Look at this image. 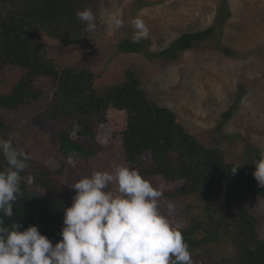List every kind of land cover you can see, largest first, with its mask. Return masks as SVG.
<instances>
[{"label": "trees", "instance_id": "trees-1", "mask_svg": "<svg viewBox=\"0 0 264 264\" xmlns=\"http://www.w3.org/2000/svg\"><path fill=\"white\" fill-rule=\"evenodd\" d=\"M91 2L0 0V86H8L0 91V109L32 106L42 93L39 81L46 79L54 88L47 116L61 128L60 153L50 146L37 145L33 149L29 139L18 137V125L0 115V138L11 136L14 146L33 157L21 174V195L13 205V216L3 218L5 226L18 222L20 231L38 226L53 245L62 239L64 209L72 205L75 190L70 187L71 179L77 174L69 159L88 161L97 155L100 149L88 147L83 139L97 140L100 127L109 122V111L119 109L125 112L126 122L115 137L119 135L127 167L152 184L154 177L177 183L174 189L163 191L165 198L193 199L185 207L190 222L179 229L192 259L195 253L199 264H264L258 219L247 208L249 199L264 197V188L253 176L261 149L240 134L226 136L230 145L246 144L243 155L236 161L229 160L219 147H208L189 133L170 108L160 106L143 90L134 69L126 68L118 83L97 87L90 69L60 67L41 49L39 30L67 44H81L86 25L76 12ZM215 28L213 24L185 31L169 46L154 52L148 50L150 39L133 43L125 38L119 43V51L177 60L180 53L209 40ZM11 69L13 75L7 81ZM236 106L232 104L223 112L219 129L233 116ZM236 165L240 168L233 174L231 169ZM5 167L7 163L0 153V170ZM29 175L34 178L32 184L26 183ZM198 210L200 215L195 214Z\"/></svg>", "mask_w": 264, "mask_h": 264}, {"label": "rangeland", "instance_id": "rangeland-1", "mask_svg": "<svg viewBox=\"0 0 264 264\" xmlns=\"http://www.w3.org/2000/svg\"><path fill=\"white\" fill-rule=\"evenodd\" d=\"M86 9L95 13L97 28L86 31L79 45L67 44L39 30L40 47L56 64L90 69L97 87L122 81L126 68H132L141 78V88L160 106L170 108L186 130L204 145L217 146L229 160L236 161L246 144L230 145L226 136L240 134L250 145L264 151V0H92ZM113 14L124 19L123 28L114 30L110 26ZM137 16L150 30L151 52L169 46L185 31L213 24L216 28L209 40L180 53L177 60L152 59L143 53L119 51L121 40H132L131 20ZM8 72L7 81L13 69ZM39 84L42 93L32 106L0 109V115L18 125V137L29 139L33 149L37 145L50 146L60 153V124L47 116L54 88L46 79ZM7 88L2 85L0 91ZM232 104L237 105L233 116L219 129L223 112ZM108 121L100 127L97 140L83 139L88 147L100 149L97 155L88 161L69 159L77 173L71 183L93 171H111L117 165L127 167L119 135L115 137L125 126L126 114L111 109ZM154 179L153 186L164 192L177 184L160 177ZM169 202L175 205V212L169 217L172 224L179 229L186 226L190 220L185 207L193 199L163 197L159 201L162 214L168 215ZM247 208L258 219V236L264 240V197L249 199ZM193 255V264H199V258Z\"/></svg>", "mask_w": 264, "mask_h": 264}, {"label": "clouds", "instance_id": "clouds-1", "mask_svg": "<svg viewBox=\"0 0 264 264\" xmlns=\"http://www.w3.org/2000/svg\"><path fill=\"white\" fill-rule=\"evenodd\" d=\"M86 31L97 28L91 9L78 10ZM114 30L124 27L119 14L109 18ZM133 43L148 39L150 30L137 16L131 20ZM0 153L7 167L0 170V264H193L181 230L159 210L163 191L137 170L117 165L111 171H93L70 187L75 190L71 207L64 209L62 239L53 245L38 226L20 231V223L5 226L13 216V205L21 195L22 173L33 157L13 145L11 136L0 138ZM239 165L231 169L235 174ZM255 180L264 188V151L255 162ZM34 178L29 175L27 184ZM115 186V191L113 187Z\"/></svg>", "mask_w": 264, "mask_h": 264}]
</instances>
